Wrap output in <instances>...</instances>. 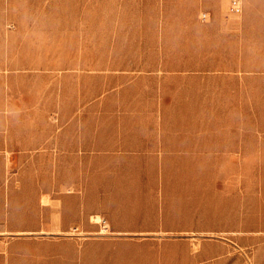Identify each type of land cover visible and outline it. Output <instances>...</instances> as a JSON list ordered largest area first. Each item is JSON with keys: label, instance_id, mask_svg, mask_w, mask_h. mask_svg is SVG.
<instances>
[{"label": "rangeland", "instance_id": "374dc122", "mask_svg": "<svg viewBox=\"0 0 264 264\" xmlns=\"http://www.w3.org/2000/svg\"><path fill=\"white\" fill-rule=\"evenodd\" d=\"M229 2L0 0L11 264H264V0Z\"/></svg>", "mask_w": 264, "mask_h": 264}, {"label": "crops", "instance_id": "0c3cea01", "mask_svg": "<svg viewBox=\"0 0 264 264\" xmlns=\"http://www.w3.org/2000/svg\"><path fill=\"white\" fill-rule=\"evenodd\" d=\"M207 1L213 2L214 0ZM222 2L223 0H220V4ZM206 12H209L211 17L208 21H203L200 14L202 22H209L212 18L211 12ZM9 27L10 29L15 28V26L11 28V24H9ZM16 60L21 59L16 58L13 42L9 38H6V40L0 38V232L5 227L1 222L9 219V205L14 202L16 193L19 191L18 194H21L29 188L28 184H23L24 186L17 188L12 172L16 156ZM26 150L25 147L18 149L17 155H27ZM69 192H72V189H69ZM65 211H67L65 214H71L69 209ZM95 216L99 215H92L90 218L93 219ZM93 221L95 220L93 219ZM4 251L5 247L0 243V264H11Z\"/></svg>", "mask_w": 264, "mask_h": 264}, {"label": "built area", "instance_id": "2783aa9c", "mask_svg": "<svg viewBox=\"0 0 264 264\" xmlns=\"http://www.w3.org/2000/svg\"><path fill=\"white\" fill-rule=\"evenodd\" d=\"M244 11V0H230L229 4V12L232 15L239 16ZM211 15L209 12H202L201 13V19L203 21H208L210 19Z\"/></svg>", "mask_w": 264, "mask_h": 264}]
</instances>
